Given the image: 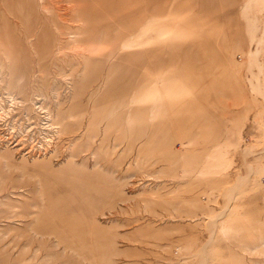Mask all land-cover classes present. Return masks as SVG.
<instances>
[{
	"label": "rangeland",
	"instance_id": "1",
	"mask_svg": "<svg viewBox=\"0 0 264 264\" xmlns=\"http://www.w3.org/2000/svg\"><path fill=\"white\" fill-rule=\"evenodd\" d=\"M0 264H264V0H0Z\"/></svg>",
	"mask_w": 264,
	"mask_h": 264
},
{
	"label": "bare ground",
	"instance_id": "2",
	"mask_svg": "<svg viewBox=\"0 0 264 264\" xmlns=\"http://www.w3.org/2000/svg\"><path fill=\"white\" fill-rule=\"evenodd\" d=\"M78 45H79V44H78ZM73 46L77 47L76 44L73 45ZM78 47H79V46H78ZM78 47H77V48H78ZM80 47H81V46H80ZM81 48H82V47H81ZM80 51H82V50H80ZM80 51H79V52H80ZM68 54H69V53H68ZM65 67H66V66H65ZM70 76H71V75H70ZM65 78H66V77H65ZM70 97H71V96H70Z\"/></svg>",
	"mask_w": 264,
	"mask_h": 264
}]
</instances>
